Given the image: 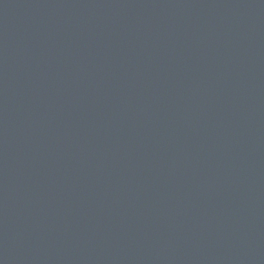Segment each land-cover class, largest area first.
Listing matches in <instances>:
<instances>
[{
    "label": "water",
    "instance_id": "1",
    "mask_svg": "<svg viewBox=\"0 0 264 264\" xmlns=\"http://www.w3.org/2000/svg\"><path fill=\"white\" fill-rule=\"evenodd\" d=\"M0 264H264V0H0Z\"/></svg>",
    "mask_w": 264,
    "mask_h": 264
}]
</instances>
